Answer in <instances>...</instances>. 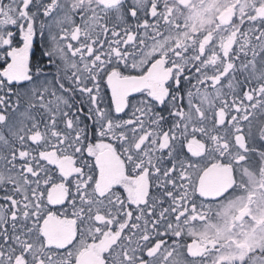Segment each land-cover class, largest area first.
<instances>
[{
    "label": "snow or ice",
    "instance_id": "1",
    "mask_svg": "<svg viewBox=\"0 0 264 264\" xmlns=\"http://www.w3.org/2000/svg\"><path fill=\"white\" fill-rule=\"evenodd\" d=\"M0 264H264V0H0Z\"/></svg>",
    "mask_w": 264,
    "mask_h": 264
}]
</instances>
